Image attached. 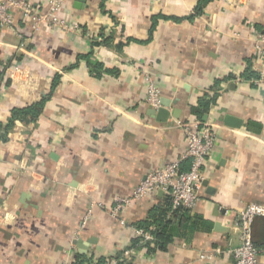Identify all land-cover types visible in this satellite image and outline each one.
Wrapping results in <instances>:
<instances>
[{
  "label": "crops",
  "instance_id": "obj_1",
  "mask_svg": "<svg viewBox=\"0 0 264 264\" xmlns=\"http://www.w3.org/2000/svg\"><path fill=\"white\" fill-rule=\"evenodd\" d=\"M28 1L47 8V0ZM199 1L67 0L59 15L81 33L35 31L20 15V35L0 29V264H79L128 249L136 225L162 224L168 195L152 192L118 216L109 207L132 195L146 173L179 158L186 141L175 123L198 119L219 134L203 198L165 220L166 248H142L135 264H235L239 213L246 203L264 204V83L251 81L264 0H211L193 20H174ZM158 15L166 18L151 30ZM93 30L109 41L92 45L86 34ZM88 56L104 67L93 72ZM14 57L20 69L10 65ZM146 75L161 91L157 109L144 103ZM214 81L211 108L199 117L192 109ZM43 99L36 119L9 125L14 109ZM164 103L166 121L158 113ZM226 115L241 124L227 125ZM253 237L264 247V216L255 219Z\"/></svg>",
  "mask_w": 264,
  "mask_h": 264
},
{
  "label": "built area",
  "instance_id": "obj_2",
  "mask_svg": "<svg viewBox=\"0 0 264 264\" xmlns=\"http://www.w3.org/2000/svg\"><path fill=\"white\" fill-rule=\"evenodd\" d=\"M47 1V8L44 9L28 0H0V29L19 34L16 31V19L20 15L23 22L30 25L35 31H40L45 27L63 33H81L83 31L78 23H71L60 17L59 13L63 10L67 0ZM86 35L90 41H101L107 36L98 30L87 31ZM254 46L258 76L256 79H251V81L264 83V31L256 32ZM10 65L14 69H20L23 66L18 57H14ZM247 69L248 66L246 65L243 74ZM8 70V64L2 67L1 75L3 74L6 79H8ZM243 74L238 77V80L244 79ZM220 77L221 74L216 78ZM146 79L148 85L144 103L157 109L161 106V91L148 75H146ZM3 82L6 85L5 80ZM210 87L205 89L204 93L208 92L209 95H213ZM175 126L182 128L185 133L186 150L179 158L146 173L145 177L135 187L132 195L117 197L114 204L109 207V212L113 215L118 216L132 203L157 191H163L168 195L172 212L183 208L194 209L202 200L203 171L218 141L217 126L209 121L199 119L189 122L179 120L176 121ZM185 161H189V169L187 170L182 168ZM260 216H264L263 203L249 202L243 205L238 216L241 243L232 251L235 264H260L259 257L260 255L264 256V247H258L253 237V224L255 219ZM134 237L137 240L136 245L132 243L123 252L115 253L104 260L99 258L85 259L80 261L79 264H124L125 260H136L140 250L147 248L148 242L154 243L155 236L149 230L135 227ZM203 257L211 258L212 256L206 254ZM60 264L70 263L69 261H63Z\"/></svg>",
  "mask_w": 264,
  "mask_h": 264
},
{
  "label": "trees",
  "instance_id": "obj_3",
  "mask_svg": "<svg viewBox=\"0 0 264 264\" xmlns=\"http://www.w3.org/2000/svg\"><path fill=\"white\" fill-rule=\"evenodd\" d=\"M211 0H200L198 5L196 6V9L194 10V12L190 15H187L186 17H173L174 20L176 21H180L182 19H189V20H193L195 18V16H198L199 14H201L203 12V6L206 5L207 2H209ZM165 17V15H158L155 17V19L153 20V25H152V28L151 30H153L155 28V26L157 25V22H158V19L159 17ZM21 18V16H20ZM169 18V17H167ZM28 25V24H27ZM104 30V28H103ZM109 41V37H105L103 38L101 41H92V45H97V44H103L104 42H108ZM90 65L92 66V71L94 70L95 72H97V70L101 67L103 68L104 65H102L99 61H92L90 60V57L88 56V59H86ZM106 68V67H105ZM109 69V68H108ZM93 71V72H94ZM8 82V80H7ZM216 83V82H215ZM212 85L210 87V90H216L215 89V84ZM213 100H214V96L212 95H209L208 92L204 93L199 99H198V103L195 107H193L192 111L197 114L199 117H202L204 114H206L210 108H211V105L213 103ZM45 102H46V99H43L41 100L40 102L38 103H34L32 105H29V106H26V107H23V108H17V109H14L13 112H12V115L10 117V123L9 125L11 126L13 121L15 119H22V120H28V119H36L40 113L42 112V109L45 105ZM6 133V132H5ZM5 133L2 135L5 136ZM171 201H170V198L168 197L167 198V203H166V206L165 208L162 210V216L161 218L159 219L160 221H162V224H157L156 226L154 225L155 221L156 220H152V221H143L141 223H139L138 225H136L137 227H140V228H144L146 230H149L151 231L154 236H155V241L154 243L152 242H148L147 243V248H150L152 251H155V249H165L166 248V242H164L165 240V234H166V222L167 221H170L172 220L174 217H178L179 214H183V213H189L188 211L190 209H179L177 211H173L171 210ZM169 213V216L167 219H165V216ZM154 225V227L152 226ZM153 227V228H152ZM136 242L137 240L134 239L133 241V245H136ZM154 244V245H153ZM124 264H135V260H129V261H124Z\"/></svg>",
  "mask_w": 264,
  "mask_h": 264
},
{
  "label": "water",
  "instance_id": "obj_4",
  "mask_svg": "<svg viewBox=\"0 0 264 264\" xmlns=\"http://www.w3.org/2000/svg\"><path fill=\"white\" fill-rule=\"evenodd\" d=\"M165 107H161L160 109H158V113L161 115V120L162 121H166L169 116H170V111L167 109V105L166 103H164ZM152 113H156L157 110L151 109ZM224 121V123H226L227 125H232V126H239L241 124V120L236 118V117H232L231 115H226V117H224L222 119Z\"/></svg>",
  "mask_w": 264,
  "mask_h": 264
}]
</instances>
